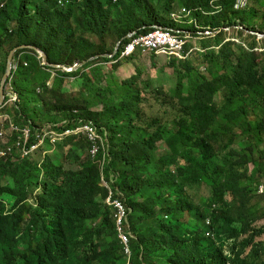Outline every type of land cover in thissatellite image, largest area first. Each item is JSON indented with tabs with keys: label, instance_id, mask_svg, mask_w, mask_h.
I'll return each instance as SVG.
<instances>
[{
	"label": "trees",
	"instance_id": "1",
	"mask_svg": "<svg viewBox=\"0 0 264 264\" xmlns=\"http://www.w3.org/2000/svg\"><path fill=\"white\" fill-rule=\"evenodd\" d=\"M236 1L0 0V78L9 50L21 44L72 67L158 26L188 31L186 52L194 39L203 50L169 60L175 83L168 92L136 75L118 77L139 57L120 58L129 39L114 57L71 72L43 65L31 48L14 53L6 82L17 100L0 108L7 115L0 131L31 129L30 147L45 123L62 131L53 125L64 117L107 130L112 161L104 175L131 210V255L105 203L101 155L90 156L87 138L47 141L23 159L22 133L14 132L0 138V152L11 149L0 157V264H264V38L249 35L253 42L239 45L224 30L264 34V0H249L243 10ZM206 31L218 32L200 36ZM104 62H112L106 72ZM71 77L82 86L78 94L65 84ZM145 93L173 103V113L144 114Z\"/></svg>",
	"mask_w": 264,
	"mask_h": 264
},
{
	"label": "built area",
	"instance_id": "2",
	"mask_svg": "<svg viewBox=\"0 0 264 264\" xmlns=\"http://www.w3.org/2000/svg\"><path fill=\"white\" fill-rule=\"evenodd\" d=\"M247 3L248 0H238L235 5V8L243 9L244 7H246ZM183 12H185L184 9ZM205 33L208 34L209 32ZM130 38L131 40L124 47V50L121 53V57H128L134 55L135 53L145 55L150 52L170 57L175 55L183 57L185 54L187 36H181L179 34V31L155 27L153 30L145 34H133ZM8 97L9 99L7 103L15 99V97L10 94L8 95ZM53 126H62V128L64 129H62V131H57L55 129L49 128L48 126H45L43 128V133L37 135L36 143L31 145L30 147H28V145L31 138V129L25 128L23 130H20L19 128L11 125L9 126L10 130L8 131V134L14 132L19 134L22 133V136L20 135L17 143V148L20 149L22 153V158L29 157L34 152L39 151L41 148L44 147L47 141H49L53 145L63 140L67 136L84 135L90 144L89 153L91 157L93 159H96L97 156L100 154L101 157L99 158V163L101 165V169H104L105 165L107 164V160L110 158V144L108 133L106 130L98 127L92 121H84L83 119L76 118H66L60 124H55ZM3 136L4 134L0 132V138H2ZM10 151L11 149H8L7 152L2 151L0 153V156H6ZM259 193L264 196V178L262 179V182L259 186ZM110 203L114 206L116 210L115 215L116 223L118 226L119 238L122 244L125 246V252L129 254V237L124 229V225L127 224V209L124 207V204H122L119 200H113L110 201Z\"/></svg>",
	"mask_w": 264,
	"mask_h": 264
},
{
	"label": "rangeland",
	"instance_id": "3",
	"mask_svg": "<svg viewBox=\"0 0 264 264\" xmlns=\"http://www.w3.org/2000/svg\"><path fill=\"white\" fill-rule=\"evenodd\" d=\"M240 28V26H238ZM238 28H230L229 30L226 31V41L227 40H231V41H235L237 43H240L239 45H247L249 46L254 38L253 36H249V35H254V34H250L248 32H246L245 30H243V33H241L240 31H237ZM241 34V35H239ZM257 36V35H256ZM257 39H259V37L257 36ZM256 39V41H257ZM111 44H112V39H109ZM261 43V42H260ZM197 47H201V45L197 42ZM262 46V44H261ZM256 51L258 52H262L261 51V47H259L258 49H256ZM200 56L197 55L193 60H197L200 59ZM169 61L163 59V58H152L150 59V56H139L138 58H136L132 63H127L125 66L121 67L118 71H117V75L120 79H126L130 76H139L140 79L142 81H149L153 84V86L158 87L159 89H163L165 92L170 91L171 88H173V85L175 83V75L172 72L171 69H169L167 67V63ZM201 59L198 61L197 60V67L199 69H203L204 65L201 64ZM111 63H102L101 67L103 69L104 72L107 71V69L110 68ZM78 64V63H76ZM75 65V64H74ZM73 65V66H74ZM67 66V65H65ZM72 66V67H73ZM70 67V66H67ZM73 78L71 77L70 79H66L65 84H69L68 87H70L69 91H74V94H78V90L82 88L81 85H79L78 83H75L74 86H72V82ZM8 94L12 95L14 92L12 91L10 84L8 87ZM145 97H146V102H144L142 104V110L144 112V114H146L147 116L150 117H155L159 112H163V111H167L169 113H173L172 112V108L174 106L173 103H166L163 105H160V103H158L153 94L150 93H145ZM222 98V93H220L218 95L217 100L219 101ZM11 103V102H10ZM112 158V156H111ZM40 161L43 159V155L40 156ZM66 167H68L65 164ZM117 233H118V226H117ZM130 251V250H129ZM131 252V251H130ZM125 254H127L125 252Z\"/></svg>",
	"mask_w": 264,
	"mask_h": 264
},
{
	"label": "clouds",
	"instance_id": "4",
	"mask_svg": "<svg viewBox=\"0 0 264 264\" xmlns=\"http://www.w3.org/2000/svg\"><path fill=\"white\" fill-rule=\"evenodd\" d=\"M114 1V0H113ZM119 0H117V1H114L115 3L116 2H118ZM238 1V0H237ZM237 1H236V3H237ZM59 2H60V0H59ZM248 2H249V0H248ZM236 3H235V5H236ZM248 6V3L246 4V7ZM246 7H244L243 9H245ZM236 9V8H235ZM243 9H240V10H243ZM185 10V9H184ZM239 10V9H238ZM182 13H186V11L185 12H183V10H182ZM189 23L190 24H192L193 23V21L192 20H190L189 21ZM156 27H158V26H156ZM155 28V27H154ZM160 28H163V27H160ZM231 27H228V28H225L224 30L225 31H227V30H229ZM236 28H238V29H240L239 27H236ZM167 29V28H166ZM170 30H172V29H170ZM173 31H179V34L181 35V36H187V43H186V46H187V44H188V42H189V39H190V33L188 32V31H180V30H173ZM206 32H209L208 34L207 33H205V32H201V33H204V34H200V36H202V35H204V36H209V35H215L218 31H215V32H210V31H206ZM247 32L249 33V31L247 30ZM174 33V32H173ZM250 33H252V34H254V35H257L256 33H254V32H250ZM130 34V36L128 37V38H126V39H129V42H130V40H131V36L134 34V35H137L136 34V32H133V33H129ZM145 34V33H144ZM258 34H260V33H258ZM141 35V34H140ZM262 35H264V34H262ZM258 36V35H257ZM259 37V36H258ZM259 39H263V38H259ZM227 41H229V40H227ZM123 42V41H122ZM128 42V43H129ZM192 42V44L194 45V49L193 50H198V51H203L202 50V48H200V47H197V42H198V40L197 39H194V40H192L191 41ZM127 43V44H128ZM126 44V45H127ZM28 45H30V44H28ZM125 45V46H126ZM117 46V45H116ZM124 46V47H125ZM186 46H185V54H184V56L183 57H179V56H177V55H175V56H165V55H162V54H156V53H154V52H150V53H148V54H140V53H135L134 55H131V56H150V55H155L156 57H158V58H163V59H165V60H167V61H169V60H171L172 58H178V59H183V60H185L187 57H189L190 56V54L192 53V49L191 50H189L188 52H186ZM116 48V47H115ZM119 48H120V46H119ZM21 49V48H20ZM40 49V48H39ZM124 50V48L121 50V52H120V58L122 59V58H126V57H121V53H122V51ZM43 51V50H42ZM118 51H119V49H118ZM118 51H117V53H118ZM16 52V51H15ZM14 52V53H15ZM44 52V51H43ZM45 53V52H44ZM116 53V54H117ZM37 54V53H36ZM115 54V55H116ZM38 55V54H37ZM108 55H111V54H108ZM114 55V56H115ZM113 56V57H114ZM38 57H39V55H38ZM128 57H130V56H128ZM40 58V57H39ZM109 58V57H108ZM112 58V57H111ZM41 59V58H40ZM41 63H43V61L41 60ZM24 65H26V63L24 62ZM15 66V67H14ZM16 68V64H15V58H14V54H13V57H12V68H11V70L12 69H15ZM11 74V73H10ZM8 84H7V82H6V86H5V89H4V99H3V102L0 104V108L1 107H3V106H5L6 104H7V101H8V99H9V97H8ZM14 97H15V99L14 100H12V101H10L11 103H13V101H16L17 100V96H16V94L15 93H13L12 94ZM5 97H6V100H5ZM10 102H8V103H10ZM74 114H76V112H74ZM6 117L7 115L6 114H1L0 115V119L1 118H3V117ZM66 118H70V119H72L73 117H64V118H62V121H64V119H66ZM75 119V118H74ZM76 119H83L84 121H92L93 123H94V121L93 120H89V119H85V118H81V117H78V118H76ZM62 121H60L59 123H57V124H60ZM49 123L47 122V123H45V126H47ZM95 124V123H94ZM10 125H12V124H10ZM96 125V124H95ZM44 126V127H45ZM63 126V125H62ZM61 126V127H62ZM67 127H69V126H67ZM18 128V127H17ZM62 129H64V128H62ZM10 130V128H8V129H5V130H1L0 132L1 133H3L4 134V136L3 137H5V136H7V135H10L11 133H9L8 134V131ZM21 130V129H20ZM107 131V130H106ZM2 137V138H3ZM1 138V139H2ZM109 144H110V142H109ZM52 145V144H51ZM54 145H56V144H53V146ZM8 150V149H7ZM7 150H2V151H5V152H7ZM1 151V152H2ZM0 152V153H1ZM11 152V151H10ZM9 152V153H10ZM8 153V154H9ZM35 153V152H34ZM33 153V154H34ZM22 154V153H21ZM90 154V153H89ZM7 156V155H6ZM6 156H4V157H6ZM91 156V155H90ZM1 157V156H0ZM27 158V157H26ZM24 159V158H23ZM98 161V165H99V168H100V171H101V175H102V181H101V185L102 186H104V187H106V188H108V190H109V195H108V197L106 198V200H105V203L106 204H108L109 206H111L112 208H113V210H114V218H115V223H116V215H115V212H116V210H115V208H114V206L110 203V201H113V200H119L122 204H124V207L127 209V212H128V216H129V214H130V212H131V210L130 209H128V207H127V205H126V203H125V200L124 199H121V198H119V197H117V196H115L114 194H113V192H112V188H111V186H110V184L106 181V179H105V175H104V173H105V169H106V165L108 164V163H110L111 161H112V158H111V152H110V158L107 160V164L105 165V167H104V169L102 170L101 169V165H100V163H99V159L97 160ZM264 178V177H263ZM117 179H118V175L117 174H115V173H111L110 174V177H109V181L111 182V184H112V186H114L118 191H119V188L116 186V181H117ZM262 182V181H261ZM260 186V185H259ZM258 193H259V187H258ZM260 194V193H259ZM128 216H127V224H125L126 225V229H125V231H126V234L128 235V237L130 238V236H131V234H130V232H129V224H128ZM206 223H207V225H209L210 224V221L209 220H207L206 221ZM116 229H117V223H116ZM207 234V236H209L210 234H211V232H207L206 233ZM212 235V234H211ZM118 238H119V235H118ZM120 239V238H119ZM121 241V240H120ZM122 243V242H121ZM128 245H129V242H128ZM124 246V245H123ZM129 250L131 251V249H130V246H129ZM227 253H229V251H226ZM124 253H125V246H124ZM127 255V257H128V260H129V258H130V255H131V252L128 254H126Z\"/></svg>",
	"mask_w": 264,
	"mask_h": 264
},
{
	"label": "water",
	"instance_id": "5",
	"mask_svg": "<svg viewBox=\"0 0 264 264\" xmlns=\"http://www.w3.org/2000/svg\"><path fill=\"white\" fill-rule=\"evenodd\" d=\"M256 34L259 36V38H264V35L258 34V33H256ZM129 36H130V34H128L126 37H124L121 41L118 42L113 54H111V55H108V54L97 55V56L91 57L90 59H88L86 61L75 64L73 67H67L65 65L49 63L48 55L45 54L41 49H39L38 47H36L34 45L21 44L18 46H14L13 48H11L9 50V52L6 56L5 69H4V72L0 78V104L3 102V99H4V89L6 86V80L8 79V77L10 76V73H11L12 57H13L14 52L17 51L18 49H20V48H31L39 55V57L43 61V65L50 66L53 68H59V69H63L64 71L71 72V71L79 69L80 67L84 66L85 64H87L90 61L98 59L99 57H107V58L113 57L117 53L119 46L121 45L122 41L125 40L126 38H128Z\"/></svg>",
	"mask_w": 264,
	"mask_h": 264
}]
</instances>
